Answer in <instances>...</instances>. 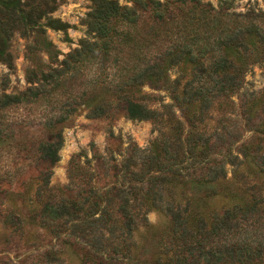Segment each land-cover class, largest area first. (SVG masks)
<instances>
[{"label": "trees", "instance_id": "16d2710c", "mask_svg": "<svg viewBox=\"0 0 264 264\" xmlns=\"http://www.w3.org/2000/svg\"><path fill=\"white\" fill-rule=\"evenodd\" d=\"M134 3L129 7L116 0H93L86 21L93 41L81 40L63 70L34 71L32 81L38 85L33 98L48 94L50 84L61 85L60 77L89 57H102L99 72L106 73L110 58L116 103L90 106L86 100L81 105H89L91 119H108L116 108L131 120L150 121L158 135L145 150L133 143L123 152L109 147L103 153L92 144L91 159L85 153L73 156L65 193L40 200L37 223L54 237L80 239L83 264H264L263 201L255 198L251 206L235 205L209 218L190 214L197 192L205 197L217 193L209 191L210 185L227 179V165L254 161L263 150L264 122L251 131L254 137L229 141L218 154L208 126L234 114L233 96L243 88L249 70L263 63L264 14L230 12L228 2L218 9L203 0ZM57 9V0H0V63L14 67L11 42L16 34L29 38L33 33L31 53L53 55L47 31L68 34L74 28L53 16ZM144 17L148 21L140 30ZM185 62L194 67L192 78L184 85L180 79L170 81L169 70ZM146 85L170 92L173 103L142 93ZM28 92L0 95V110L21 103ZM83 96H97L96 89ZM65 121L61 116L47 122L50 136L36 148L39 160L50 167L59 161ZM2 131L0 126V135ZM112 143L121 144L113 133ZM40 179L41 197L50 184L49 171ZM2 189L0 182V194ZM154 210L170 217V235L155 259L141 260L135 255L139 247L134 236Z\"/></svg>", "mask_w": 264, "mask_h": 264}, {"label": "rangeland", "instance_id": "374dc122", "mask_svg": "<svg viewBox=\"0 0 264 264\" xmlns=\"http://www.w3.org/2000/svg\"><path fill=\"white\" fill-rule=\"evenodd\" d=\"M116 1L121 6L135 5L134 0ZM203 1L216 9L228 2L230 12L237 14H264V0ZM57 6L53 16L74 28L68 34L47 31L48 40L55 46L54 54L45 51L31 53L28 48L33 47V33L29 38L16 34L11 42L14 67L10 69L0 63V95L17 96L32 90L21 103L0 110V126L3 128L0 135V182L3 188L0 194V264H83L85 245L80 239L54 237L37 223L36 216L42 208L40 200H45L49 194L59 197L65 193L62 189L69 182L68 167L72 157L85 153L91 159L92 144L103 153L109 147L123 152L133 143L145 150L158 135L157 128L150 121L131 120L116 108L111 109L108 119H91L89 105H81L86 100L90 106L95 102L116 103L110 58H106L109 67L106 73L99 72L102 57L97 60L89 57L91 60L80 64V68L66 71L60 77L61 85L50 84L48 94L38 100L33 98V90L38 85L32 81L34 71L63 70V62L71 52L80 48L81 40L93 41L94 34L86 23L93 0H57ZM147 21L148 18L144 17L140 30H144ZM118 28L123 30V25ZM165 43V46L169 45V42ZM193 69V65L185 62L171 68L168 77L170 81L180 79L184 85L192 78ZM89 89H96L97 96L84 97V92ZM142 93L155 96L167 105L173 103L170 92L150 85H146ZM253 98H257L256 101L249 103ZM232 100L234 114L227 115L221 124L211 121L208 126V134L213 136L212 150L217 154L225 150L229 141L254 137L251 131L264 122V61L249 70L243 88ZM61 116L66 119L61 126L64 144L59 151V161L50 167L39 160L36 148L41 140L50 136L45 124ZM111 133L121 144L109 146ZM261 144L263 150L256 160L249 158L238 167L226 166L227 179L210 185L209 191L216 190V194L205 197L204 192H197L190 214H204L209 218L215 211L221 212L235 205L251 206L255 204V198L263 201L259 207L264 212V140ZM46 170L50 174V184L46 191H41L40 197V174ZM179 189L183 190L182 187ZM170 228L171 220L166 212H149L147 226H141L134 236L139 247L135 255L141 260L155 259L170 235Z\"/></svg>", "mask_w": 264, "mask_h": 264}]
</instances>
